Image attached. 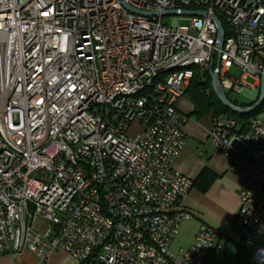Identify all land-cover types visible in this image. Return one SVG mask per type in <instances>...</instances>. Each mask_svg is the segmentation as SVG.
I'll use <instances>...</instances> for the list:
<instances>
[{
  "label": "built area",
  "instance_id": "2783aa9c",
  "mask_svg": "<svg viewBox=\"0 0 264 264\" xmlns=\"http://www.w3.org/2000/svg\"><path fill=\"white\" fill-rule=\"evenodd\" d=\"M123 1L179 13L166 25L120 0H0V257L203 264L211 252L224 264V239L204 224L182 256L170 252L192 217L177 208L192 189L172 166L186 138L178 103L217 53L224 92L259 88L264 0ZM209 125L211 146L246 180L230 233L264 264V105L246 124Z\"/></svg>",
  "mask_w": 264,
  "mask_h": 264
},
{
  "label": "crops",
  "instance_id": "0c3cea01",
  "mask_svg": "<svg viewBox=\"0 0 264 264\" xmlns=\"http://www.w3.org/2000/svg\"><path fill=\"white\" fill-rule=\"evenodd\" d=\"M252 82V81H250ZM253 91L245 92L247 96L256 94V89ZM185 98V97H184ZM183 98L179 101L181 104ZM178 108L180 112V105ZM184 103V102H183ZM183 112L184 114H189ZM206 117V116H205ZM205 117L199 119L194 125L187 123L184 128L186 134V145L180 151V154L173 161V168L180 173L188 176L192 180L203 170L208 169L216 174V179L206 190L201 193L192 188L188 195L181 200L177 208L186 210L191 213L192 219L190 224L192 227V234L189 239H186L187 233L185 226H180L177 231L176 237L171 242L170 248L177 250L176 256H182V254L194 243V237L196 230L201 224L207 225L216 231L219 238L224 239V264H251L250 254L252 250L230 233V225L233 220L238 207V192L239 189L246 185L244 176H240L231 171L230 166L226 158L211 146L208 140V130L210 128L211 116L208 119ZM197 144L209 143L213 149L212 153L205 148L199 150ZM192 220V221H191ZM211 252L205 256L203 264H217L210 257ZM0 264H78L74 262L63 251H56L48 256L45 261H39L28 251L21 250L14 255H6L0 257Z\"/></svg>",
  "mask_w": 264,
  "mask_h": 264
},
{
  "label": "trees",
  "instance_id": "16d2710c",
  "mask_svg": "<svg viewBox=\"0 0 264 264\" xmlns=\"http://www.w3.org/2000/svg\"><path fill=\"white\" fill-rule=\"evenodd\" d=\"M215 63H213V66ZM211 78L209 72H205L203 75L195 73L194 77L191 79L190 83L185 92V97L192 106V111L187 114V118L193 117L199 120L205 116L210 115L211 117L216 115H224L232 118L239 123L248 122L249 119L257 117L261 113V108L264 105V100L258 108H255L253 112L248 114H237L225 108L211 89ZM258 95V93H257ZM255 95L253 101L249 104H238L237 102L231 101L227 95L228 100L235 106L238 107H249L254 105L257 101L258 96ZM216 174L208 169H203L194 180H192V188L197 191L204 193L216 179Z\"/></svg>",
  "mask_w": 264,
  "mask_h": 264
},
{
  "label": "water",
  "instance_id": "95a60500",
  "mask_svg": "<svg viewBox=\"0 0 264 264\" xmlns=\"http://www.w3.org/2000/svg\"><path fill=\"white\" fill-rule=\"evenodd\" d=\"M121 5L123 6L124 9L128 10L131 13L134 14H139V15H143V16H157V15H163V16H167V15H176L179 12L177 11H162L160 13H149V12H141V11H137L134 10L132 8H130V6H128L123 0H120ZM180 13L182 15H187V16H200L202 15V12H192V11H180ZM214 18V17H213ZM217 27H218V38H219V48L222 47V42H223V38H224V33L222 31V27L221 24L219 23V21L214 18ZM220 53L216 54V62H215V66L212 69V67H210L209 69V74H210V78H211V89L213 91V94L215 95V98L218 99V101L228 110L232 111L233 113H237V114H248L254 111L255 108H258L261 103L264 100V64H263V69H262V75L260 78V82H259V91H258V99L257 101L254 103V105L249 106V107H244V108H240L238 106L233 105L228 98L226 97V93L223 91V89L221 88L220 84H219V79H218V68H219V57Z\"/></svg>",
  "mask_w": 264,
  "mask_h": 264
},
{
  "label": "rangeland",
  "instance_id": "374dc122",
  "mask_svg": "<svg viewBox=\"0 0 264 264\" xmlns=\"http://www.w3.org/2000/svg\"><path fill=\"white\" fill-rule=\"evenodd\" d=\"M162 23L163 24H166V25H170L172 23V20L170 17L168 16H165V17H162ZM178 25H188V20L187 19H180L178 21ZM229 75L233 76V77H238L239 76V73L240 71L236 68V67H231L229 70ZM259 91V88L256 89V94L258 93ZM227 97L231 100V101H234V102H237L238 104H249L251 101L254 100L255 98V95L252 96H247V94L245 92H242V93H233L231 91H225ZM184 102V103H183ZM179 107L180 109L182 110V112H188V110L191 109V104L188 102V99L183 98L181 104L179 103ZM210 115L206 116L205 118L208 119ZM198 120H196L195 118L193 117H190L188 118V123H190V125H194ZM199 122V121H198ZM186 139H185V145H186ZM193 141V140H192ZM194 142V141H193ZM195 143V142H194ZM196 144V143H195ZM184 145V147H185ZM199 148V150H203V148H205L207 151H209L210 153H212L213 149L211 148V146L209 145V143H206V144H201L200 143H197L196 144ZM192 219V218H191ZM192 221V220H191ZM182 227H186L187 229L186 230V239H189V237H191V234H192V227H191V224H190V221L189 220H186V221H183L182 224H181ZM170 252L173 254V255H177V250L173 251L171 248H170Z\"/></svg>",
  "mask_w": 264,
  "mask_h": 264
}]
</instances>
